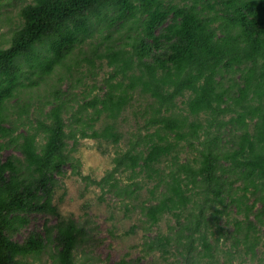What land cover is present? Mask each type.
<instances>
[{"label":"trees","instance_id":"obj_1","mask_svg":"<svg viewBox=\"0 0 264 264\" xmlns=\"http://www.w3.org/2000/svg\"><path fill=\"white\" fill-rule=\"evenodd\" d=\"M5 15L0 264H46L43 255L96 264L84 224L53 203L56 176L66 165L79 172L71 155L79 140L118 144L112 126L98 133L94 123L117 118L135 92L149 99L141 129L99 180L83 177L127 211L152 183L139 213L154 234H144L141 255L115 264H149L153 253L245 264L259 246L264 262V0H31L18 23ZM103 61L109 70L96 83ZM7 149L19 155L3 156ZM36 214L55 222L18 240ZM164 215L171 223L162 232Z\"/></svg>","mask_w":264,"mask_h":264},{"label":"rangeland","instance_id":"obj_2","mask_svg":"<svg viewBox=\"0 0 264 264\" xmlns=\"http://www.w3.org/2000/svg\"><path fill=\"white\" fill-rule=\"evenodd\" d=\"M4 4L0 5V12L6 13L8 17L13 18V21L18 23L19 16L18 10L22 4L28 3L31 0H2ZM8 1V4H7ZM4 16V17H5ZM6 27L0 28V34ZM86 47H83V50ZM96 69V83H98L109 68L105 65V62L97 63L99 65ZM56 70L53 78L56 80L58 76ZM86 83H91V80L84 79ZM66 81L63 87H66ZM80 89H77V91ZM42 92L41 88L33 89V95ZM29 95V93H28ZM25 98V96H24ZM42 102L44 99L42 98ZM149 102L147 96L135 92L131 105L128 106L121 114L111 119L102 116L98 121L94 123V130L98 133L102 132L107 126H112L115 133L120 137L118 144H111L103 139L97 138H84L79 140L75 151L71 154L75 159L79 160L78 173H73L72 168L66 165L65 175H57V184L54 188L53 203L56 205L60 214L64 217H72L81 224H84L86 230L90 234V238L93 244L88 246V249L92 251L90 254L93 257V262L96 264H115L122 257L126 260L134 259L141 255V245L143 242V236L153 235L154 232H146L143 229V218L139 213L140 202L147 197L148 189L152 186V183L146 184L139 192V197L136 201L134 209L125 210L113 196L109 194H102L100 187L95 184L89 183L88 180L83 177H89L91 180H99L105 171L112 167V158L116 151L125 150L128 145L129 139L132 134L141 129L143 124L141 113L146 103ZM180 102V99L178 103ZM69 141V147L71 146ZM19 155L11 149H7L3 152V156L10 154ZM185 158H189L186 152L181 153V161ZM163 167V164H161ZM126 180L123 179L122 182ZM128 200V199H126ZM125 200V201H126ZM251 203V201H249ZM259 205V204H257ZM235 216L233 210L230 213V217ZM242 216L238 215V218ZM171 220L172 218L169 217ZM45 220L50 223L55 222V217L51 215L36 214L31 218L29 226L26 230H23L17 235V239L26 234L28 230H40L43 227ZM168 216L164 215L159 222V229L162 232L167 231ZM133 229L131 230V228ZM90 241L89 243H91ZM256 257L250 259L244 257L245 264H264L260 261L263 257L262 247H257ZM221 261L225 258L220 257ZM42 261L46 264H50L46 255H43ZM47 261V262H46ZM145 262L149 264H180L179 256H170L168 260H162L158 253L148 255ZM34 264H39L35 261Z\"/></svg>","mask_w":264,"mask_h":264}]
</instances>
